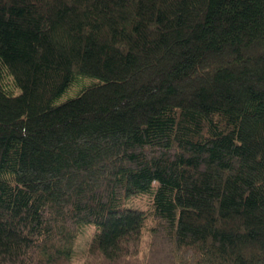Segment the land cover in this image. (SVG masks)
Instances as JSON below:
<instances>
[{"label":"trees","instance_id":"16d2710c","mask_svg":"<svg viewBox=\"0 0 264 264\" xmlns=\"http://www.w3.org/2000/svg\"><path fill=\"white\" fill-rule=\"evenodd\" d=\"M90 225L83 264H264V0H0V264Z\"/></svg>","mask_w":264,"mask_h":264},{"label":"rangeland","instance_id":"374dc122","mask_svg":"<svg viewBox=\"0 0 264 264\" xmlns=\"http://www.w3.org/2000/svg\"><path fill=\"white\" fill-rule=\"evenodd\" d=\"M128 206L130 207H140L143 205V200H138L137 197H134L133 199H130L127 201ZM151 226V223H148L147 228ZM93 233V226H86L82 228L78 234V238L74 245V253L73 258L71 260V264H83L84 257L83 254L85 253L87 246L89 244V238ZM155 259L151 260L150 262L153 264ZM132 264H135L131 262ZM149 264V262L147 263Z\"/></svg>","mask_w":264,"mask_h":264}]
</instances>
